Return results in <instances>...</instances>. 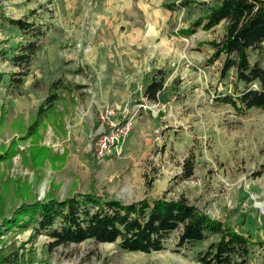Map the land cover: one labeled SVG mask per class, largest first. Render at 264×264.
<instances>
[{
  "label": "rangeland",
  "instance_id": "rangeland-1",
  "mask_svg": "<svg viewBox=\"0 0 264 264\" xmlns=\"http://www.w3.org/2000/svg\"><path fill=\"white\" fill-rule=\"evenodd\" d=\"M181 1L0 0V153L7 156L0 161V222L25 200L93 188L125 202L183 195L264 240V110L239 115L216 101L221 91H231L233 78L220 81L222 60L207 64L213 49L199 43L221 39L225 22L190 36L178 30L220 0L165 7ZM20 18L42 26L45 35L35 28L24 33L10 21ZM31 39L40 48L24 81L13 86L20 68L10 59L12 50ZM260 58L264 66V43ZM162 75L158 99L145 97L147 84ZM55 80L71 90H59L62 99L29 135ZM107 107L116 113L136 107L138 116L123 156L100 160L93 146L109 127L101 120ZM186 159L194 162V174L184 180ZM30 233L15 227L0 236V249L21 244ZM179 233L170 235L165 250L152 253L92 240L48 252V236L41 235L33 264H200L196 253L208 241L178 248ZM262 262L254 251L250 264Z\"/></svg>",
  "mask_w": 264,
  "mask_h": 264
},
{
  "label": "trees",
  "instance_id": "trees-1",
  "mask_svg": "<svg viewBox=\"0 0 264 264\" xmlns=\"http://www.w3.org/2000/svg\"><path fill=\"white\" fill-rule=\"evenodd\" d=\"M190 5H194L191 0H183L166 3L165 7L175 11ZM10 21L24 33L29 34L35 28L39 34L45 35L42 26L21 18ZM222 22L225 25L221 39L199 43L208 44L213 49L207 64L222 60L220 81L233 78L231 91H221L216 101L231 105L239 115H246L252 108L264 110V66L260 58L264 43V0H220L216 6L209 7L206 14L178 32L190 36L200 28L213 30ZM39 48V42L31 39L12 50L10 59L20 71L11 78V85L24 81V76L28 74L26 70ZM164 84V75L154 76L143 95L157 100ZM67 86L62 80L51 83L47 97L29 126V135L35 134L44 118L56 108L57 102L62 99L59 90H71ZM38 154L32 153V158ZM5 159L6 153H0V161ZM193 174L194 162L186 159L182 178L189 179ZM15 227L19 230L31 229V233L19 245L12 242L2 247L0 264H33L36 258L34 243L41 235L48 236L44 242L48 252L60 246L92 240L117 243L120 249L128 252L152 253L165 250L168 238L175 231L180 232L178 248H190L208 241L196 253L200 264H250L256 250L261 253L264 264V240L252 239L226 221L191 204L183 195L179 198L147 196L125 202L93 188L64 198L48 192L42 200H25L11 217H4L0 222V236ZM29 243L31 246L27 247Z\"/></svg>",
  "mask_w": 264,
  "mask_h": 264
},
{
  "label": "built area",
  "instance_id": "built-area-1",
  "mask_svg": "<svg viewBox=\"0 0 264 264\" xmlns=\"http://www.w3.org/2000/svg\"><path fill=\"white\" fill-rule=\"evenodd\" d=\"M137 116L136 107H126L119 114L112 107L101 112V120L109 127L100 132L95 140L93 150L98 159L123 156Z\"/></svg>",
  "mask_w": 264,
  "mask_h": 264
},
{
  "label": "bare ground",
  "instance_id": "bare-ground-1",
  "mask_svg": "<svg viewBox=\"0 0 264 264\" xmlns=\"http://www.w3.org/2000/svg\"><path fill=\"white\" fill-rule=\"evenodd\" d=\"M43 191H45L44 187L42 188L41 193H43Z\"/></svg>",
  "mask_w": 264,
  "mask_h": 264
},
{
  "label": "crops",
  "instance_id": "crops-1",
  "mask_svg": "<svg viewBox=\"0 0 264 264\" xmlns=\"http://www.w3.org/2000/svg\"><path fill=\"white\" fill-rule=\"evenodd\" d=\"M119 113H120V112H119ZM119 113H118V114H119ZM135 124H136V123H135Z\"/></svg>",
  "mask_w": 264,
  "mask_h": 264
}]
</instances>
